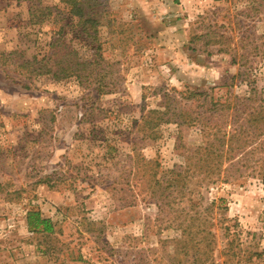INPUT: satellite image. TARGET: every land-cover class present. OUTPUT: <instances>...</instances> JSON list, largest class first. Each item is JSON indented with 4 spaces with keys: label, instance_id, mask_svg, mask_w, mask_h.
I'll list each match as a JSON object with an SVG mask.
<instances>
[{
    "label": "rangeland",
    "instance_id": "obj_1",
    "mask_svg": "<svg viewBox=\"0 0 264 264\" xmlns=\"http://www.w3.org/2000/svg\"><path fill=\"white\" fill-rule=\"evenodd\" d=\"M90 2L108 67L86 80L4 62L43 54L65 2L0 0V264H225L224 225L264 251V0ZM174 170L183 198L161 194ZM191 203L216 243L175 218ZM28 209L55 232H29Z\"/></svg>",
    "mask_w": 264,
    "mask_h": 264
},
{
    "label": "trees",
    "instance_id": "obj_2",
    "mask_svg": "<svg viewBox=\"0 0 264 264\" xmlns=\"http://www.w3.org/2000/svg\"><path fill=\"white\" fill-rule=\"evenodd\" d=\"M69 7V13L72 15L70 21L65 25H60L57 32H60L58 36H54L49 41L48 48L41 55H31L26 57L22 50H13L6 53L5 63L15 66L20 72H25L26 75H52L55 78H67L76 77L77 79H91L93 76L101 78L107 76V67H100L101 62L104 63V57L102 53V41L99 38L98 19L91 14L93 3L90 0H62ZM45 16L51 14L50 7H39L37 10ZM74 19L77 21L74 22ZM44 19L32 18V23L42 22ZM70 25L71 37H67V33H61L63 28ZM82 44L86 51L91 52L87 56L81 55L79 48L76 45ZM100 67V68H99ZM102 79H100L101 83ZM97 86L100 91L110 93L111 88L106 89V85L100 84ZM168 99L173 97L169 93L165 95ZM151 111H149L150 113ZM149 117V115H148ZM143 120H147L146 117ZM202 148L198 147L197 151ZM168 185L173 186V190H176L177 197L183 198L187 192L186 190V174L183 170H174L172 177L167 180V184L163 185L159 182L161 194H165ZM170 194L164 195V198L168 199ZM165 199V200H166ZM176 200V198H174ZM171 202V201H169ZM163 204L166 201L163 200ZM194 209V210H193ZM175 218H183L180 222H188V227L194 226L195 232L193 238L200 236L197 240H207L208 245H212L217 242V236L214 231H211V225L208 226L209 219H199L198 211L195 209L194 203H191L190 208H178L176 209ZM26 227L29 232L33 233H45L52 234L55 232L56 223L51 218L43 217L42 213L36 209H28L25 213ZM208 220V221H207ZM213 224V223H212ZM223 235L227 237V241L222 250H219L217 255L225 256V264L236 261L240 262L242 259L246 260L256 258L253 262L262 261L264 251H258L251 249L250 251L243 250L242 242L240 241L239 234L235 229H232L231 225H224ZM200 234V235H199ZM199 242V241H197ZM209 255V253H207ZM247 256V257H246Z\"/></svg>",
    "mask_w": 264,
    "mask_h": 264
}]
</instances>
